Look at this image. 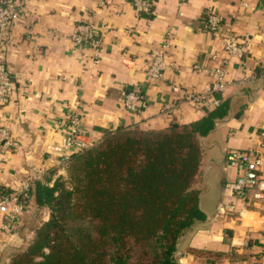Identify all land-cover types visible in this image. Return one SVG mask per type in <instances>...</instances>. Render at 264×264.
Wrapping results in <instances>:
<instances>
[{"label": "crops", "instance_id": "0c3cea01", "mask_svg": "<svg viewBox=\"0 0 264 264\" xmlns=\"http://www.w3.org/2000/svg\"><path fill=\"white\" fill-rule=\"evenodd\" d=\"M19 9L21 20L5 45L14 92L0 121L20 148L0 162V192L13 191L32 168L49 165L46 152L62 137L57 125L74 111L84 132L95 139L105 130L162 129L204 117L207 107L183 101L172 87L205 89L204 68L228 56L205 21L210 12L224 17L241 37L244 56L227 65L228 87L219 97L227 101L228 115L201 139L194 187L201 190L207 218L184 237L180 264H264V198L242 201L228 190L239 169L225 158L229 149L257 150L264 142V0H154L147 14H138L130 0L106 6L98 0H19ZM88 20L100 37L99 56L93 48H76L72 40L76 26ZM164 49L168 68L163 79H152L146 73L150 58ZM123 89L145 91L148 106L142 113L124 108ZM166 102L173 111L164 110ZM32 207L41 209L34 197ZM43 207L49 213L42 220L30 210L21 216L15 238L0 231V264H8L50 218V209ZM2 223L0 214V229Z\"/></svg>", "mask_w": 264, "mask_h": 264}, {"label": "trees", "instance_id": "16d2710c", "mask_svg": "<svg viewBox=\"0 0 264 264\" xmlns=\"http://www.w3.org/2000/svg\"><path fill=\"white\" fill-rule=\"evenodd\" d=\"M228 113L222 101L190 123L105 130L36 182L50 218L8 264H180L184 237L207 218L194 187L201 139Z\"/></svg>", "mask_w": 264, "mask_h": 264}, {"label": "built area", "instance_id": "2783aa9c", "mask_svg": "<svg viewBox=\"0 0 264 264\" xmlns=\"http://www.w3.org/2000/svg\"><path fill=\"white\" fill-rule=\"evenodd\" d=\"M114 0H98L99 6H106ZM138 14L151 13L154 8V0H130ZM189 0H180V3H186ZM246 0H243L245 2ZM19 9V0H0V120L4 118L2 112L10 102L14 92L13 78L6 62L5 45L8 34L13 25L21 20ZM205 29L213 33L217 43L227 52V57L218 59V64L213 67L204 68L209 77L204 90L200 92H189L181 89L179 85H174L172 90L179 93L183 101L198 107L213 108L222 103L220 94L228 87L226 78L227 65L232 58L242 59L244 48L239 34L229 25H226L224 17L216 12H210L205 21ZM229 27L230 31L225 33L224 27ZM72 40L76 48H93L99 56L100 37L96 25L91 21L79 23L72 33ZM169 43L164 44V48ZM98 61V60H96ZM168 68L167 54L164 50L156 51L150 58L147 75L156 80L164 77ZM200 68V65H196ZM121 100L124 108L131 113H142L148 106V98L145 91L136 89H123ZM80 104V103H79ZM164 110L167 112L174 110V105L166 102ZM70 113L66 119L60 121L57 129L62 132L59 141L54 142L46 152L49 165L46 167L32 168L28 173L20 178L18 186L11 192H0V214L3 217L1 234L7 239L15 238L20 224L21 216L28 211L32 190L37 181H44L49 170L58 169V172L64 170L69 163L72 155L93 146L97 139L87 134L83 130V124L80 114ZM20 145L13 138L10 129L4 126L0 121V162L4 160V155L19 149ZM226 162L229 165L236 166L239 169V175L236 180L229 182L227 188L234 196L240 200L252 198L260 200L264 198V142L257 150H238L229 149L226 151Z\"/></svg>", "mask_w": 264, "mask_h": 264}, {"label": "rangeland", "instance_id": "374dc122", "mask_svg": "<svg viewBox=\"0 0 264 264\" xmlns=\"http://www.w3.org/2000/svg\"><path fill=\"white\" fill-rule=\"evenodd\" d=\"M58 173H56V174H48V176H50L51 178L52 177H54V176H56ZM51 180V179H50ZM34 207H32V208H30L29 207V209L28 210H30L29 212L32 214V213H34V215H35V218L36 219H40V220H42L43 218H44V216L45 215H48V213H49V211L48 210H46L44 207H41V209L40 210H38V209H36V208H34ZM48 209V208H47ZM33 215H31L30 217H29V222H30V224H32V223H34L33 222ZM35 219V220H36Z\"/></svg>", "mask_w": 264, "mask_h": 264}]
</instances>
